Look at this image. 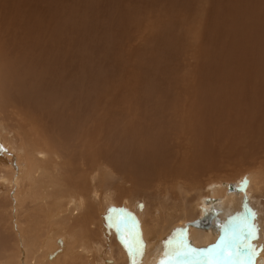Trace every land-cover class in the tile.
Instances as JSON below:
<instances>
[{"label": "bare ground", "instance_id": "1", "mask_svg": "<svg viewBox=\"0 0 264 264\" xmlns=\"http://www.w3.org/2000/svg\"><path fill=\"white\" fill-rule=\"evenodd\" d=\"M98 2H88L87 14ZM257 4L260 18L264 0ZM80 12L68 0H0V264H193L183 255H166L184 243L172 236L186 226L200 257L195 264H209L206 258L226 242L234 258L215 264H264V111L257 117V144L251 149L245 140L244 152L238 150L252 158L240 183L230 192L223 185L229 181L219 178L212 190L221 198L214 216L205 185L188 188L195 196L178 190V139L168 138L177 122L164 114L165 106L175 108L164 93L152 88L140 97L137 115L149 123L139 125L136 139L131 108L120 116L107 110L109 74L84 44L94 26ZM258 38L264 48V34ZM202 99L207 107L208 98ZM255 101L249 104L259 105ZM121 122L127 128H119ZM104 124L110 127L104 130ZM60 156L66 157L62 166ZM196 161L194 168L201 164ZM185 170L180 173L190 179L193 169ZM111 172L122 177L114 186L95 184L104 175L113 178ZM170 182L176 185L168 191ZM175 189L189 201L172 200L179 196Z\"/></svg>", "mask_w": 264, "mask_h": 264}, {"label": "rangeland", "instance_id": "2", "mask_svg": "<svg viewBox=\"0 0 264 264\" xmlns=\"http://www.w3.org/2000/svg\"><path fill=\"white\" fill-rule=\"evenodd\" d=\"M68 1L72 7L78 5L80 13L87 16V26L90 23L94 26L85 36L84 44L89 46V54L94 55L92 59L100 64L99 69L106 70L109 74L107 85L110 96L106 95V100L104 99V104L109 107L107 110L112 114L115 110L120 116V112L125 113L124 108H131L134 117L133 121L132 118L130 120L131 123L138 124L133 125L137 131L140 124L149 123L148 119H139L136 109L140 107V97L146 96L147 92L144 91L156 89L164 93L166 104L170 101L175 108L167 110L170 106H165L164 114L166 111L170 112L168 120L177 122L176 128L173 126L175 131L168 134H171L168 137L170 141L178 139V164L173 166L184 170L191 168V172L198 168V173L200 171L199 174L203 175L198 174V177L204 179H199L197 172H192L189 179L190 175L180 173L181 168L178 170L181 177H177L180 185L178 190H191L197 183L205 185L211 191L205 197L206 205L217 216L220 213L221 198L215 197L212 190L220 181L219 178L229 181V184L224 181L223 185H228L230 192L240 183L243 175L240 171L252 162V158L246 159V154H242L245 150L243 147L246 142L250 143L251 149L257 144L255 132L261 124L257 117L260 111H264L260 98V95L264 97V48L258 38L264 34V13L259 18V0H99L90 14H87L86 9L88 2L93 0ZM152 93L147 94L149 96ZM204 97L208 98L207 107L211 111L202 104ZM251 99L257 100L254 103L260 107L263 106L260 108L259 105H250L253 103ZM107 126L110 127L109 124H104L103 129H107ZM119 126L121 129L127 128L124 122L119 123ZM136 134L135 139L139 137V132ZM211 150L215 152L210 153ZM248 154L250 156L252 153ZM62 157L58 162L61 166L66 161V157ZM198 157L201 164L194 168ZM106 169L111 168L107 166ZM252 169L255 170L253 167ZM59 171L62 172L61 167L58 168ZM111 174L114 177H108L110 180L104 175L95 184L108 189L114 186L113 183L116 184L122 177L113 172ZM128 183L126 186L128 189L130 187L129 190H136L132 183ZM171 185L176 184L170 182L168 191L172 190ZM190 190L193 196L198 193ZM175 191L177 193L174 195L179 196L170 197L169 200L189 201V197H181L183 193ZM147 192L153 191L146 190V196L150 197L152 194ZM245 192L254 194L250 189ZM177 235L182 238L180 242L184 241L191 246L188 226L172 237Z\"/></svg>", "mask_w": 264, "mask_h": 264}, {"label": "snow or ice", "instance_id": "3", "mask_svg": "<svg viewBox=\"0 0 264 264\" xmlns=\"http://www.w3.org/2000/svg\"><path fill=\"white\" fill-rule=\"evenodd\" d=\"M218 249H220V246H217ZM235 254H239V249H235ZM167 256L170 258L175 257L177 255H183L185 257L190 258L193 261V264H195L196 261L200 260V257L197 254V250L194 248H191L187 244L181 242L177 247L171 249L168 253H166ZM234 258V251H233V245L230 243H225L223 245V248L216 252L215 255L207 257L209 264H215L217 260H225L230 261ZM160 264H164V261L162 260Z\"/></svg>", "mask_w": 264, "mask_h": 264}, {"label": "water", "instance_id": "4", "mask_svg": "<svg viewBox=\"0 0 264 264\" xmlns=\"http://www.w3.org/2000/svg\"><path fill=\"white\" fill-rule=\"evenodd\" d=\"M193 223H194L195 225H197V226H200V222H198V221H196V220H195Z\"/></svg>", "mask_w": 264, "mask_h": 264}]
</instances>
